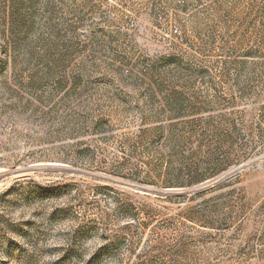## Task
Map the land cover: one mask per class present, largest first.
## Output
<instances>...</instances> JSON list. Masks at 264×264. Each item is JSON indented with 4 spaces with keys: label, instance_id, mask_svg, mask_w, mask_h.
Instances as JSON below:
<instances>
[{
    "label": "rangeland",
    "instance_id": "1",
    "mask_svg": "<svg viewBox=\"0 0 264 264\" xmlns=\"http://www.w3.org/2000/svg\"><path fill=\"white\" fill-rule=\"evenodd\" d=\"M0 264H264V0H0Z\"/></svg>",
    "mask_w": 264,
    "mask_h": 264
}]
</instances>
